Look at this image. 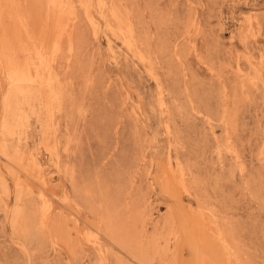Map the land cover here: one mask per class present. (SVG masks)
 Returning a JSON list of instances; mask_svg holds the SVG:
<instances>
[{
	"label": "rangeland",
	"instance_id": "obj_1",
	"mask_svg": "<svg viewBox=\"0 0 264 264\" xmlns=\"http://www.w3.org/2000/svg\"><path fill=\"white\" fill-rule=\"evenodd\" d=\"M16 2L0 264H264V0Z\"/></svg>",
	"mask_w": 264,
	"mask_h": 264
},
{
	"label": "bare ground",
	"instance_id": "obj_2",
	"mask_svg": "<svg viewBox=\"0 0 264 264\" xmlns=\"http://www.w3.org/2000/svg\"><path fill=\"white\" fill-rule=\"evenodd\" d=\"M3 1L4 2H6L7 4H9L6 0H0V2L2 3V5H4L5 3H3ZM12 2V1H11ZM10 2V4H9V7H11L10 5L12 4H14L13 5V8L11 7V8H9L8 7V5L7 4H5L6 6H7V8L9 9V11L7 10V9H5V6H2L1 5V3H0V5H1V7H4V10L6 11L7 10V12H9L10 13V10L13 12V14H12V12L9 14V16H11V15H14V17H16L19 21H16L17 19H15V18H13L12 20H14V21H16L17 23L18 22H20V24H19V26H17V23H16V25L15 26H17V27H19V29H18V31L19 30H21L22 31V35H24V33H23V31L25 32V34L27 35V40H26V36H24L23 38H25V39H23L22 38V42H23V44H24V40H26V46H21L23 49H22V51L23 52H28V53H30V52H32V54H28V58H30L28 61L33 65L32 67H33V71H31V72H27V73H24L23 72V69H22V71H20L18 68H20L21 66H19L18 68L16 67H13L16 63H14V62H17V61H14L13 59H15V58H12V57H10L11 55L9 54V57H5V60H4V57H3V66H5L6 68H8V84L9 85H12V86H14V85H16L17 83H37V85L40 87V89H41V91L43 92V99H44V104H45V108H48L49 106H50V104H49V96H48V93L47 92H51V88H50V85H41L42 83H41V80H42V78H43V67L44 66H39L38 64H37V62H38V60L37 59H39V54H38V52H36V50H37V48H36V46H34V43L36 42V41H34L33 39H28V37H29V29H28V27H30L29 26V23H30V20H29V18H30V16H28V14H26V16H27V18H25L24 16H25V14H24V12H22L21 11V7H18V4H17V6L15 5L17 2H16V0H15V2H13V3H11ZM62 3V2H61ZM0 7V8H1ZM49 8V7H48ZM54 8H56V7H54ZM1 9H3V8H1ZM54 10V9H53ZM5 11H0L1 13H0V24L1 25H3V18L5 17V19H7V17H8V13L6 14L5 13ZM47 12H49V11H47ZM53 12V14H54V11H52ZM4 14H6L7 15V17L4 15ZM23 14H24V16H23ZM57 14H59L58 13V11H57ZM4 15V16H3ZM58 17H61L60 16V14L58 15ZM58 17H56V22L59 20V19H61V18H58ZM55 18V17H54ZM53 19V18H52ZM58 19V20H57ZM9 20V19H8ZM7 20V21H8ZM50 20H51V18H50ZM50 20H48V21H50ZM14 21H11V24H10V26H13V24H12V22H14ZM55 20H53V22H54ZM61 21V20H60ZM53 22H48L49 24L50 23H52L53 24ZM62 22V21H61ZM58 23L57 22V24H62V23ZM7 23V22H6ZM10 23V22H9ZM8 24V23H7ZM47 25L48 27L49 26H51V28L53 29V27H52V25ZM55 24V23H54ZM56 24V25H57ZM131 24V23H130ZM129 24V25H130ZM5 25V24H4ZM31 25V24H30ZM10 26H1L2 27V29L4 30V33H5V28H7L8 27V29H9V32L10 31H12L11 33L12 34H14L13 32H17V30H16V28H12V27H10ZM60 26H62V25H60ZM55 27V26H54ZM58 28H63V27H59V25L57 26ZM10 28L11 29H15V30H10ZM1 29V30H2ZM50 29V28H49ZM55 29H56V27H55ZM64 29V28H63ZM7 30V29H6ZM51 30V29H50ZM59 32H61V33H59ZM56 31H57V33L58 34H55V35H58L59 36V38L61 37V35H63L62 34V31L64 32V30H62V29H57ZM61 30V31H60ZM7 32H8V30H7ZM15 32V33H16ZM53 32H55V30H53ZM21 33V32H20ZM52 33V32H51ZM56 33V32H55ZM2 34H3V31H2ZM18 34V33H17ZM46 34V33H45ZM61 34V35H60ZM4 35V34H3ZM3 35H2V37H3ZM6 36V35H5ZM3 37V38H1V39H6L7 40V38L6 37ZM50 36V35H49ZM51 37V36H50ZM61 39V38H60ZM19 40V39H18ZM21 40V39H20ZM19 40V41H20ZM130 40V39H129ZM8 41L10 42L11 40H7V42H5L6 43V48H7V44H9L8 43ZM1 40H0V45H1ZM4 43V44H5ZM51 43H53L52 41H51ZM60 43V42H59ZM3 44V45H4ZM11 45H9V47L10 46H12L13 47V44L12 43H10ZM55 44V43H54ZM53 44V45H54ZM5 46V45H4ZM14 46H16V45H14ZM19 47V46H18ZM49 47H50V45H49ZM49 47H48V49H49ZM1 50H4V49H2V45H1ZM13 48H15V47H13ZM20 48V47H19ZM52 48V47H51ZM56 48V47H55ZM59 48V47H58ZM9 49V48H8ZM8 49H6V50H8ZM24 49H26V50H24ZM11 50H13V49H11ZM47 50V49H46ZM51 50V49H50ZM49 50V51H50ZM8 51H10V50H8ZM17 51V50H16ZM20 51V50H19ZM52 51V50H51ZM53 51H54V49H53ZM1 52V51H0ZM21 52V51H20ZM47 52H48V50H47ZM46 52V53H47ZM3 53H4V51H3ZM8 53H12V52H8ZM16 53V52H15ZM14 52H13V54H15ZM49 53V52H48ZM2 54V53H1ZM27 55V54H26ZM49 55V54H48ZM13 56V55H12ZM0 57H1V55H0ZM32 58H36V60H37V62H36V60H32ZM41 59V61L47 66V64L45 63V61L46 60H44L43 59V57H41L40 58ZM46 59H48V58H46ZM144 60V59H143ZM27 61V62H28ZM47 62V61H46ZM17 65V64H16ZM18 66V65H17ZM27 66V65H26ZM30 68V67H29ZM26 70V69H25ZM26 72V71H25ZM32 74V75H31ZM34 75V76H33ZM41 85V86H40ZM24 86H27V84H24ZM42 86H43V88H44V90L42 89ZM48 88V89H46V87ZM164 175H166V174H164ZM165 178H166V176H165ZM168 179V178H167ZM168 182H169V180H168ZM165 183H167V182H165ZM168 184V183H167ZM45 205V204H44ZM45 208H47V207H45ZM48 209V208H47ZM45 211H47L46 209H45ZM44 213H46V212H44ZM48 221V220H47ZM45 224V223H44ZM117 233V232H116ZM111 234H114V233H111ZM116 238V237H115ZM199 261V260H198ZM105 261H103V263H101V264H105L104 263Z\"/></svg>",
	"mask_w": 264,
	"mask_h": 264
}]
</instances>
